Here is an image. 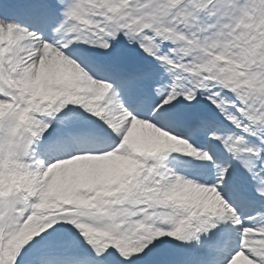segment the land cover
Listing matches in <instances>:
<instances>
[{"label":"snow or ice","instance_id":"6c2138e0","mask_svg":"<svg viewBox=\"0 0 264 264\" xmlns=\"http://www.w3.org/2000/svg\"><path fill=\"white\" fill-rule=\"evenodd\" d=\"M0 264H264V0H0Z\"/></svg>","mask_w":264,"mask_h":264}]
</instances>
